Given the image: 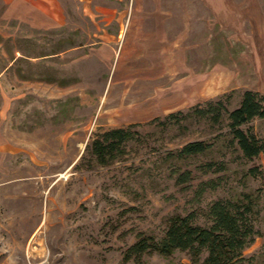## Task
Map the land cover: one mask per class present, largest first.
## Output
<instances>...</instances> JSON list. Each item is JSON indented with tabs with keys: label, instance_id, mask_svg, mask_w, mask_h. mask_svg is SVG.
Listing matches in <instances>:
<instances>
[{
	"label": "rangeland",
	"instance_id": "rangeland-1",
	"mask_svg": "<svg viewBox=\"0 0 264 264\" xmlns=\"http://www.w3.org/2000/svg\"><path fill=\"white\" fill-rule=\"evenodd\" d=\"M246 91L264 94V0H0V264H134L137 233L161 238L175 215L209 226V206L242 193L258 197L260 231L244 257L264 264V180L242 178L264 171V154L248 162L219 145L177 186L172 136L145 126L232 92L236 108ZM136 124L155 136L89 164L97 135ZM244 130L264 139V119ZM211 158L229 172L199 198L220 176L196 170Z\"/></svg>",
	"mask_w": 264,
	"mask_h": 264
},
{
	"label": "trees",
	"instance_id": "trees-1",
	"mask_svg": "<svg viewBox=\"0 0 264 264\" xmlns=\"http://www.w3.org/2000/svg\"><path fill=\"white\" fill-rule=\"evenodd\" d=\"M233 100L234 92L145 125L154 126L160 134L172 136V144L176 147L168 151L167 160L174 163L172 174L177 186L190 185L194 180L193 171L186 167L214 153L219 145L232 154H241L236 158L248 162L264 154V139L258 138L251 130H244L254 120L264 119V94L246 91L236 108H231ZM141 126L131 125L97 135L87 147L89 164L111 166L125 159L131 146L145 143L147 138L155 136V133L142 135L138 130ZM229 164V161L211 158L196 167L205 176L220 175L200 183L199 198L206 192H217L223 186ZM242 178L244 182L248 178L264 180V171L261 167H251L243 171ZM257 199L254 194L242 193L235 199L215 201L205 214L209 226L197 224L195 214L172 216L161 238L137 233L136 242L126 251L124 260L126 263L146 264L147 256L157 254L170 258L176 252H185L196 262L207 254L203 264H252V260L244 257V252L260 236L256 228Z\"/></svg>",
	"mask_w": 264,
	"mask_h": 264
}]
</instances>
